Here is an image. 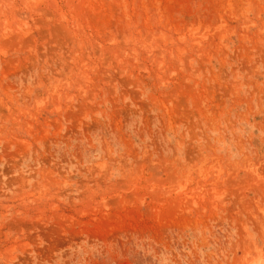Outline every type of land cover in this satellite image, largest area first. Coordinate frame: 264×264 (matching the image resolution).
I'll use <instances>...</instances> for the list:
<instances>
[{
  "label": "rangeland",
  "instance_id": "rangeland-1",
  "mask_svg": "<svg viewBox=\"0 0 264 264\" xmlns=\"http://www.w3.org/2000/svg\"><path fill=\"white\" fill-rule=\"evenodd\" d=\"M0 264H264V0H0Z\"/></svg>",
  "mask_w": 264,
  "mask_h": 264
}]
</instances>
